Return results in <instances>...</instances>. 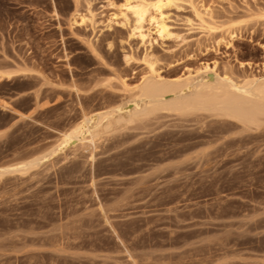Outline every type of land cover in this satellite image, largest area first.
I'll list each match as a JSON object with an SVG mask.
<instances>
[{"label":"rangeland","instance_id":"obj_1","mask_svg":"<svg viewBox=\"0 0 264 264\" xmlns=\"http://www.w3.org/2000/svg\"><path fill=\"white\" fill-rule=\"evenodd\" d=\"M122 1L0 0V169L52 153L0 175V264H264V127L159 111L64 138L123 115L147 64L264 79V0H163L138 29Z\"/></svg>","mask_w":264,"mask_h":264},{"label":"bare ground","instance_id":"obj_2","mask_svg":"<svg viewBox=\"0 0 264 264\" xmlns=\"http://www.w3.org/2000/svg\"><path fill=\"white\" fill-rule=\"evenodd\" d=\"M163 4V0H123L115 16L124 20L130 16L135 29H138L150 11L159 10ZM108 7L112 9L113 5L108 4ZM74 12L72 25L81 24L87 19L79 15L77 10ZM76 16L79 22L76 21ZM146 69L148 76L135 88L136 98L126 104L123 115L116 117L112 115L114 111L98 114L94 122L86 117L79 128L65 135V143L73 145L87 140L89 144H93L101 135L115 131L116 127L146 119L159 111L185 117L197 113L209 114L235 121L245 131L264 127V79L246 82L237 87L228 78L212 75L213 69H206L204 72L210 80H204V76H189L171 81L161 79L151 64H147ZM51 154L33 158L20 164L18 168L0 169V175L11 172L27 173Z\"/></svg>","mask_w":264,"mask_h":264}]
</instances>
